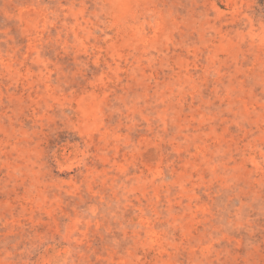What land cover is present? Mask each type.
Masks as SVG:
<instances>
[{
    "label": "rangeland",
    "instance_id": "rangeland-1",
    "mask_svg": "<svg viewBox=\"0 0 264 264\" xmlns=\"http://www.w3.org/2000/svg\"><path fill=\"white\" fill-rule=\"evenodd\" d=\"M0 264H264V0H0Z\"/></svg>",
    "mask_w": 264,
    "mask_h": 264
}]
</instances>
